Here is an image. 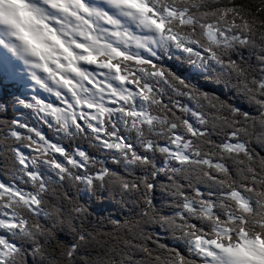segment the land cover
<instances>
[{"label": "snow or ice", "instance_id": "6c2138e0", "mask_svg": "<svg viewBox=\"0 0 264 264\" xmlns=\"http://www.w3.org/2000/svg\"><path fill=\"white\" fill-rule=\"evenodd\" d=\"M5 4L0 56L34 83L13 101L0 81V264H264V0H21L62 49L48 62ZM100 186L137 212L91 220L74 191Z\"/></svg>", "mask_w": 264, "mask_h": 264}, {"label": "trees", "instance_id": "16d2710c", "mask_svg": "<svg viewBox=\"0 0 264 264\" xmlns=\"http://www.w3.org/2000/svg\"><path fill=\"white\" fill-rule=\"evenodd\" d=\"M169 62L170 66H179L180 69L189 76L198 86L204 88L207 91H214L217 95L222 97H231L235 100V93L231 89H225L222 84H218L213 80L211 69H198L192 64L188 63L182 57L169 53L164 57ZM0 81L6 85H10L8 91L12 93L11 99L14 101L17 97L24 98L31 95L26 88L19 82L11 80L5 71L2 70L0 64ZM5 106L0 104V109ZM18 107V106H17ZM9 115H15L16 109H8ZM27 115V113H25ZM81 146L88 149L91 152H95V148L87 141H81ZM110 162V161H109ZM137 174H140L137 171ZM160 183H167V179L163 176L159 177ZM74 195L81 200L82 203L88 208L89 218L91 220H100L103 218L122 219L130 215H134L138 210V202L132 194L110 192L106 186H100L95 193L89 191L87 188L81 187L79 190L74 191ZM156 201L165 200L167 198L166 191L164 189H157L154 193ZM159 232L161 239L169 244L175 242L167 235V233L155 229ZM61 239L66 238L63 232L58 234ZM264 247V243L261 244Z\"/></svg>", "mask_w": 264, "mask_h": 264}, {"label": "clouds", "instance_id": "9594fccd", "mask_svg": "<svg viewBox=\"0 0 264 264\" xmlns=\"http://www.w3.org/2000/svg\"><path fill=\"white\" fill-rule=\"evenodd\" d=\"M6 14H11L18 28V34L35 48L45 62L58 59L55 53L62 51L53 33L46 26L47 22L40 21L21 9L18 3L3 5ZM62 59V58H61Z\"/></svg>", "mask_w": 264, "mask_h": 264}, {"label": "rangeland", "instance_id": "374dc122", "mask_svg": "<svg viewBox=\"0 0 264 264\" xmlns=\"http://www.w3.org/2000/svg\"><path fill=\"white\" fill-rule=\"evenodd\" d=\"M91 3H99V0H90ZM5 3H21V0H5ZM2 7V5H0ZM0 64L2 66V70L8 73L10 76L11 73H15L16 78L11 79L21 83L26 90L32 94L33 92V81L31 80L27 66L23 63V61L17 58H9V55L0 56ZM32 91V92H31ZM264 248V247H262Z\"/></svg>", "mask_w": 264, "mask_h": 264}]
</instances>
